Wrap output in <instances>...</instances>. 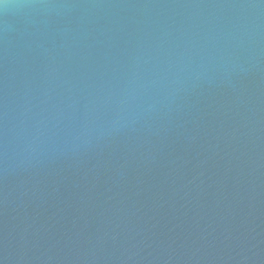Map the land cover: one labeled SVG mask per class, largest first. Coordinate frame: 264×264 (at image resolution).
Returning a JSON list of instances; mask_svg holds the SVG:
<instances>
[{
  "label": "water",
  "instance_id": "water-1",
  "mask_svg": "<svg viewBox=\"0 0 264 264\" xmlns=\"http://www.w3.org/2000/svg\"><path fill=\"white\" fill-rule=\"evenodd\" d=\"M0 264H264V0H0Z\"/></svg>",
  "mask_w": 264,
  "mask_h": 264
}]
</instances>
